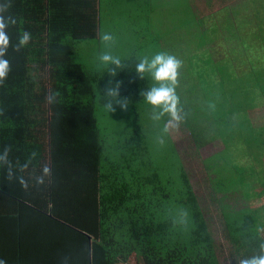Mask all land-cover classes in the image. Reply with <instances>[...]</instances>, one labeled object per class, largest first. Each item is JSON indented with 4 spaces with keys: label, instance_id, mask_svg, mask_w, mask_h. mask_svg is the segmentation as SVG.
<instances>
[{
    "label": "trees",
    "instance_id": "trees-1",
    "mask_svg": "<svg viewBox=\"0 0 264 264\" xmlns=\"http://www.w3.org/2000/svg\"><path fill=\"white\" fill-rule=\"evenodd\" d=\"M101 1L0 0V17L15 20L5 29L10 71L0 81V155L8 149L0 160V259L30 264L27 255L18 262L21 252L28 253L21 241L27 236L11 201L22 199L51 236L43 244V253L51 255L47 264H120L131 257L137 264H221L181 156L178 177L161 178L146 157L135 120L123 143L107 146L108 126L97 110L126 108L144 99L150 84L135 70L141 44L120 59L121 67L109 62L93 71L78 61L81 43L101 37ZM186 1L199 25L196 33H185L191 38L185 40L192 51L188 58L202 56L204 66L177 68L173 87L185 103L181 110L190 114L178 123L198 139L196 148L210 140L222 146L203 162L206 176H213L209 194L219 204L233 264H239L261 254L264 242V208L236 210L234 204L264 197V190L254 191L258 183L264 187V125L251 118L264 103V0H243L250 17L238 21L235 11L233 22L211 13L200 19L192 0ZM226 23L229 33L243 37L230 51L242 49V60L212 57L209 47L227 31ZM25 31L30 39L17 51L13 45ZM205 64L215 65L204 71ZM9 169L11 177L22 176L47 194L28 196L19 181L18 192L10 190ZM37 177L43 180L38 185ZM56 241L59 262L49 254Z\"/></svg>",
    "mask_w": 264,
    "mask_h": 264
},
{
    "label": "rangeland",
    "instance_id": "rangeland-1",
    "mask_svg": "<svg viewBox=\"0 0 264 264\" xmlns=\"http://www.w3.org/2000/svg\"><path fill=\"white\" fill-rule=\"evenodd\" d=\"M144 2L147 5L140 10V6ZM192 2L200 19H203L201 17L202 14L208 15V13H211L217 19L219 17L225 21L230 22L231 20L233 22L235 11L238 13V21L242 17L245 19L250 17V13L242 10L243 7L241 8L243 0H192ZM101 8L103 12L101 16V35L110 33L113 36V41L110 42V47L107 48L102 45L101 39H93L81 43L80 47L75 51L78 61L84 65L86 70L96 71L106 66L98 59L102 51H109L112 55L123 59L133 54L134 47H140L139 44L143 46L137 49L140 59L142 57L151 59L156 53H161L159 50H163L162 53L174 57L177 54H183L180 55V62L183 64L181 67L183 69L185 64H189V67L193 68L194 71H197L199 67L200 71L202 70L204 66L202 64V56L188 58L189 53L192 51L186 47L185 40L187 39L189 43L191 38L189 37L188 39L185 33L187 32L188 36L196 33L199 25L193 19L186 0H102ZM149 13L151 15L149 22H147ZM222 25L223 23H221ZM226 26L227 31L224 29L220 40L209 47L210 51L213 52L212 57L215 60H220L233 56L238 61L242 60L245 58V52L242 49L235 52L236 54L230 51L234 46L238 47L242 44L241 40L243 37L235 36L232 30L229 33V23H226ZM198 53L199 51L195 54ZM205 65L204 71L210 69V67L212 69L214 66H211V64ZM191 68H189V71ZM144 76L149 81L151 87L154 81H152L147 71ZM202 87L204 88V84ZM176 95L178 97V116L190 115L181 110L182 108H186L185 103L184 101H180L182 97L179 94ZM184 98L190 99L189 96ZM186 106L189 107L187 103ZM111 109L101 108L97 110L101 123L108 126L103 130L105 137H107V146L116 149L119 144L123 143L127 137V132L132 129L130 126L135 120V125L138 126L139 133L144 138L146 157L150 160L151 168L153 170L157 169L161 178H167L168 175L175 178L178 177L180 171L178 157L181 156L189 173L190 181L207 222L209 232L212 233L213 240L217 246L221 264H233L230 253L231 243L226 238L219 204L215 203L209 194L210 186L208 179L213 178V176H208L209 178L206 176V168H204L203 162L207 157L222 149L220 143L212 140L205 141L204 145L196 148V145H199L200 142H198V139H193L192 132H189V130L187 132L183 124L178 123V121H172L169 127L165 129L164 125L171 120V117L167 113H164L160 115L159 119H155L154 117L160 114V109L152 108L144 99L132 103L123 109ZM251 118H253L256 125H264V103L260 104L255 112H253V117ZM184 125L186 127L187 123L184 122ZM128 147L130 146L128 145ZM175 147H177L180 153L179 156ZM255 187L254 191L257 193L264 190V187L260 183L255 185ZM241 202L243 204L240 202L234 203L236 210H240V208L245 206L254 207L256 210L261 207L264 208V197H257L248 202L242 200ZM120 264L137 263L136 259L131 257L127 262Z\"/></svg>",
    "mask_w": 264,
    "mask_h": 264
},
{
    "label": "clouds",
    "instance_id": "clouds-1",
    "mask_svg": "<svg viewBox=\"0 0 264 264\" xmlns=\"http://www.w3.org/2000/svg\"><path fill=\"white\" fill-rule=\"evenodd\" d=\"M14 24L15 20L9 18L7 21L4 17H0V81H2L10 71L9 60L5 58V53L7 52L9 46V35L5 31L8 24ZM30 39V33L25 31L23 34L18 36V42L13 45L15 50L21 49L27 44ZM102 45L107 48L110 47V42L113 41V36L110 33H104L100 37ZM99 61L103 65H107L108 62L114 63L117 67H121V62L119 57L112 55L109 51H102L98 56ZM180 61L174 56L166 53H156L151 59L148 57H142L140 62L135 65L136 72L143 76L147 71L151 77L154 84L147 90L143 96L144 101L151 105L152 108H159L160 114L156 115L154 118L159 119L160 115L167 113L171 120L164 125L165 129L169 127L172 121H178L180 117L178 116V97L175 93L173 85L176 82L177 68L180 65ZM110 71H112L110 69ZM113 94H115V90ZM125 107V105H122ZM108 110H112L111 106H106ZM8 149L5 148L4 153L0 155V160L4 159L7 154ZM47 173V167L44 169ZM11 177V170L8 173ZM18 181L22 186H27L24 178L22 176L17 177ZM43 180L37 177L36 184L42 183ZM260 253L259 255H253L250 258L240 260L239 264H264V242L259 245ZM0 264H5L3 259H0Z\"/></svg>",
    "mask_w": 264,
    "mask_h": 264
},
{
    "label": "crops",
    "instance_id": "crops-1",
    "mask_svg": "<svg viewBox=\"0 0 264 264\" xmlns=\"http://www.w3.org/2000/svg\"><path fill=\"white\" fill-rule=\"evenodd\" d=\"M68 3L70 4L68 8L73 9V1ZM9 181L11 184L10 190L13 189V191H17L16 190L17 189L16 182L18 181L17 177H10ZM26 185L27 186L26 187L24 186V189L28 196L37 198L47 194V192L44 191L43 187H40L39 185H38L39 187L38 186L34 187L33 184H29L27 182ZM31 186H33L35 189H32L33 187L31 188ZM20 200H21L20 202L12 200L11 203L16 204L14 214L16 215L17 218H20V221H22V223L20 224L21 230L27 237L26 238L22 237L21 241L23 245L25 244L28 247V253L23 254L21 252L22 255L19 256L18 262H23L25 255H27L30 264H47L51 260L50 258L51 255H45L43 253V249L45 248L43 247V244L44 241L49 242L51 236H47L46 234L47 231H45L46 226L44 224L37 223L42 220L38 221L36 220L37 216H35V214H30L29 206H27V201L22 199ZM6 213L8 214V212ZM30 215H32V218L29 217ZM39 219H42V217L39 216ZM32 235H34V237H32ZM28 236L35 238V241L30 242ZM56 243L52 245V249L49 252V254L53 252L54 255L53 257L55 258V261L59 262L61 260V255H62L60 254L61 244L59 243V241H56Z\"/></svg>",
    "mask_w": 264,
    "mask_h": 264
},
{
    "label": "bare ground",
    "instance_id": "bare-ground-1",
    "mask_svg": "<svg viewBox=\"0 0 264 264\" xmlns=\"http://www.w3.org/2000/svg\"><path fill=\"white\" fill-rule=\"evenodd\" d=\"M102 2V1H101ZM102 14V13H101Z\"/></svg>",
    "mask_w": 264,
    "mask_h": 264
}]
</instances>
